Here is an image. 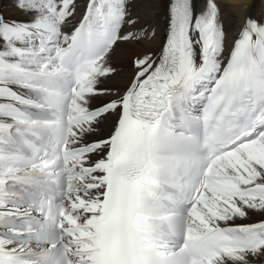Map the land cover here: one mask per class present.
Here are the masks:
<instances>
[{
	"label": "snow or ice",
	"instance_id": "1",
	"mask_svg": "<svg viewBox=\"0 0 264 264\" xmlns=\"http://www.w3.org/2000/svg\"><path fill=\"white\" fill-rule=\"evenodd\" d=\"M134 3L0 15V264H264V20L167 0L112 89L156 35Z\"/></svg>",
	"mask_w": 264,
	"mask_h": 264
},
{
	"label": "bare ground",
	"instance_id": "2",
	"mask_svg": "<svg viewBox=\"0 0 264 264\" xmlns=\"http://www.w3.org/2000/svg\"><path fill=\"white\" fill-rule=\"evenodd\" d=\"M79 2L82 4L83 0H79ZM215 2L220 8L219 18L230 40L239 33L246 16L264 20V0H215ZM196 3L200 8L205 5V0H196ZM166 4L167 0H135L133 11L135 15L139 16L137 28L143 26L149 31H155L156 35L140 43L127 42L120 45L113 57V63L118 67L120 74L107 80L106 87L122 89L125 86L132 72L131 61L137 55L148 52L153 55L159 54L167 31ZM0 15L8 20L28 19L16 7V0H0ZM107 99L106 96H100L95 99L94 103L99 105ZM256 220L257 217L253 216L249 222H256Z\"/></svg>",
	"mask_w": 264,
	"mask_h": 264
}]
</instances>
